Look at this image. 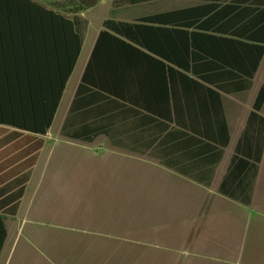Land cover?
Returning <instances> with one entry per match:
<instances>
[{"label": "crops", "instance_id": "1", "mask_svg": "<svg viewBox=\"0 0 264 264\" xmlns=\"http://www.w3.org/2000/svg\"><path fill=\"white\" fill-rule=\"evenodd\" d=\"M115 1L110 0L109 13L99 20L95 32L92 13L104 5L103 0L80 12L73 11L70 0H31L30 4L12 0L10 22L2 17L7 9L0 1V110L19 124L45 125L82 38L48 133L42 136L0 123V189L19 176L30 175L16 215L5 216L8 234L0 264H264V155L249 206L219 193L264 82V58L247 92L230 90V82L222 76L221 85L228 91H218L221 105L214 94L217 89L197 75L164 70L153 104L174 121L160 119L161 165L148 154L111 145L149 142L147 122L138 123L140 132L115 135L112 131L111 137L101 135L92 143L61 136L104 22L114 17L132 23L144 16L134 14L133 5L117 6ZM179 1V6L146 15L198 5ZM252 4H240L239 9L254 8ZM173 44L179 54L182 42ZM148 68L144 72L149 75ZM73 79L79 81L71 91L60 134L52 137V126ZM136 91L130 90L134 95ZM224 119L230 142L214 169V153L198 146L186 151L177 133L192 126L223 139ZM129 121L111 128L129 129ZM166 124L174 131L170 140L164 139L169 131L162 132ZM40 140L43 146L36 151ZM167 162L178 164L184 173L210 174L214 169L211 185L204 187L182 177Z\"/></svg>", "mask_w": 264, "mask_h": 264}, {"label": "trees", "instance_id": "2", "mask_svg": "<svg viewBox=\"0 0 264 264\" xmlns=\"http://www.w3.org/2000/svg\"><path fill=\"white\" fill-rule=\"evenodd\" d=\"M0 1H4L7 9V14L2 17L10 22L12 0ZM100 1L70 0V3H73V11L80 12L95 7ZM157 1L161 0H117L115 5L128 3L134 6ZM191 1L197 2L198 5L190 9L144 15L132 23L118 21L114 17L104 22V29L98 36L61 130V136L82 143H92L101 135L111 137L112 131L115 135L126 133L124 131L140 132L141 126L138 123L147 122L149 142L144 144L113 142L111 145L148 154L153 161L161 165L160 119L169 123L174 121L172 116L162 113L154 107L156 104H153L155 91L162 85L161 76L165 69L171 74L191 72L203 83L213 85L217 89L214 90V94L220 105L221 94L218 91H228L227 86L221 85L222 76L227 77L232 91L247 92L253 87V79L264 58V0ZM250 1H253L254 8L250 6L239 9L240 4ZM19 2L30 4L31 0ZM112 14L116 15V12L113 11ZM189 27L192 28L191 31L185 30ZM174 41L183 44L180 45L179 54L174 47ZM79 42L77 54L70 61L68 74L61 84V92L54 102V109L44 121L45 125L19 124L14 118H8V114L2 110L0 123H10L17 129L42 136L48 133L67 77L71 76L77 63L82 38ZM125 56L131 57V61L118 60L119 57ZM147 66L149 75L144 72ZM209 74H214V79H210ZM133 89L137 90L135 95L130 92ZM162 94L166 96L165 91ZM141 98H147L149 101L144 100L143 103ZM263 106L264 82L256 95L245 129L219 187L221 195L245 206L251 204L259 166L264 155V116L261 114ZM125 120H130L129 129L124 125L111 128L113 124H123ZM168 126L166 124L162 132L169 131ZM177 134L185 141L186 151L195 146L196 150L207 148L206 153H214V169L222 160L225 148L230 142L225 119L223 139H220L219 134L214 136L210 131L197 132L192 126L183 127ZM173 136L174 131L170 129L164 139L170 140ZM43 143V140H40L36 151L42 148ZM211 143H217L218 146L215 147ZM37 156L38 154L33 157V161H36ZM198 163L203 165L204 162ZM166 166L177 169L182 177L204 187L211 185L214 176V169L210 174H198L184 173L178 164L174 166L167 162ZM29 178V174H24L0 189V255L8 234L5 216L16 215Z\"/></svg>", "mask_w": 264, "mask_h": 264}, {"label": "rangeland", "instance_id": "3", "mask_svg": "<svg viewBox=\"0 0 264 264\" xmlns=\"http://www.w3.org/2000/svg\"><path fill=\"white\" fill-rule=\"evenodd\" d=\"M103 4L104 5L100 6L99 8H97L96 11H94L92 13V14H94L93 15L94 16L93 24L91 23L92 32H95V30L99 29V27H100L99 20L103 17H107V14L109 13L110 0H103ZM180 4H181V2L179 0H161V1H157V2L149 3V4L146 3V4L134 5V7H132L131 11L137 15H146L149 13L174 8L176 6H179ZM263 71H264V63H263V67H262L261 72H263ZM78 81H79V79L78 80L73 79L71 84H70V89H69L70 92L68 91V93H67V95L63 101L62 107L60 108V110L58 112V116L55 119V122L52 126V129H51L52 137H57L60 134L61 126H62L64 117L66 115V112H67V109H68V106L70 103V99L72 97L71 91L75 89L76 85L78 84Z\"/></svg>", "mask_w": 264, "mask_h": 264}]
</instances>
